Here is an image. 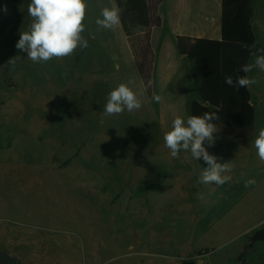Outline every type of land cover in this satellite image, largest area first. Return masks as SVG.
Here are the masks:
<instances>
[{
    "label": "rangeland",
    "instance_id": "1",
    "mask_svg": "<svg viewBox=\"0 0 264 264\" xmlns=\"http://www.w3.org/2000/svg\"><path fill=\"white\" fill-rule=\"evenodd\" d=\"M30 2L0 0V250L17 264H264L262 242L238 260L248 236L264 227V162L254 147L264 128V71L248 73L257 81L249 87L253 137L218 131L214 146L204 142L218 162H231V180L203 184V159L184 151L173 158L164 144L196 98L190 63L175 55L173 40L163 44L165 31L151 36L147 99L119 24H96L112 0H86L87 48L40 63L16 48L32 22ZM252 7L260 48L264 0ZM129 80L142 93L141 109L106 115L109 93ZM249 179L255 184L245 187Z\"/></svg>",
    "mask_w": 264,
    "mask_h": 264
},
{
    "label": "trees",
    "instance_id": "2",
    "mask_svg": "<svg viewBox=\"0 0 264 264\" xmlns=\"http://www.w3.org/2000/svg\"><path fill=\"white\" fill-rule=\"evenodd\" d=\"M120 11V28L132 55L134 67L147 99L153 95V73L156 55L152 49V29L162 24L159 6L163 0H112ZM252 0H221L220 39L175 37L179 55L190 63V76L196 98L190 102V115L216 113L213 121L219 131L233 139H248L254 135L255 108L248 88L225 83V77L247 75L240 71L249 63L250 51L242 45L255 44L251 26ZM256 242L264 243V227L248 236V244L238 257ZM182 264H195L183 260Z\"/></svg>",
    "mask_w": 264,
    "mask_h": 264
},
{
    "label": "clouds",
    "instance_id": "3",
    "mask_svg": "<svg viewBox=\"0 0 264 264\" xmlns=\"http://www.w3.org/2000/svg\"><path fill=\"white\" fill-rule=\"evenodd\" d=\"M86 0H31L28 5V15L32 18L27 31L20 33L16 48L26 52L27 58L34 63L48 62L52 59H62L72 56L77 48L89 46L88 40L82 35L85 31ZM120 9L104 7L101 10L102 18L96 19V24L103 29H112L120 23ZM249 49L252 62L241 65L240 71L248 74L258 67L264 71V47L257 48L256 44L242 45ZM17 57L9 60L8 64L15 65ZM225 83L238 88H248L257 83L256 79L247 75L225 77ZM134 81L120 83L108 95L104 106L106 115H119L125 110L128 112L140 110L142 107L141 95L133 88ZM159 101L160 96L154 94ZM216 113L205 112L203 115H190L185 120L177 116L172 121L171 129L164 134L165 147L169 149L173 158H178L181 151L190 152L192 159L207 164L200 173V183L224 185L231 180V162L220 163L217 156L210 154L204 146H214V133L219 131L213 121L218 120ZM254 147L261 162H264V128L259 130L254 141ZM255 184L254 179L245 182V187ZM203 199V196H200ZM194 259H199L194 257Z\"/></svg>",
    "mask_w": 264,
    "mask_h": 264
},
{
    "label": "crops",
    "instance_id": "4",
    "mask_svg": "<svg viewBox=\"0 0 264 264\" xmlns=\"http://www.w3.org/2000/svg\"><path fill=\"white\" fill-rule=\"evenodd\" d=\"M164 5L168 7L166 11L169 18L168 21H165V19L161 18L162 24L158 29L165 31L162 35L163 44L165 43L167 45V41L170 42L173 40L176 56H179L181 58L185 57L179 55L176 51V36H184L190 38H205L213 40L220 39L221 0H163L159 6V15ZM157 49L159 57H163L162 51L164 47L160 48L157 46Z\"/></svg>",
    "mask_w": 264,
    "mask_h": 264
},
{
    "label": "water",
    "instance_id": "5",
    "mask_svg": "<svg viewBox=\"0 0 264 264\" xmlns=\"http://www.w3.org/2000/svg\"><path fill=\"white\" fill-rule=\"evenodd\" d=\"M17 257L0 250V264H17Z\"/></svg>",
    "mask_w": 264,
    "mask_h": 264
}]
</instances>
